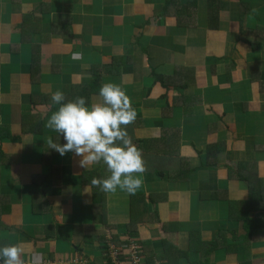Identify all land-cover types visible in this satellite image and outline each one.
<instances>
[{"label": "crops", "instance_id": "0c3cea01", "mask_svg": "<svg viewBox=\"0 0 264 264\" xmlns=\"http://www.w3.org/2000/svg\"><path fill=\"white\" fill-rule=\"evenodd\" d=\"M109 82L137 112L135 194L94 188L103 162L46 143H65L45 126L53 93L91 104ZM0 141V246L26 260L107 264L113 236L142 264L164 241L191 263L264 264V0H0ZM139 195L161 202L129 230Z\"/></svg>", "mask_w": 264, "mask_h": 264}, {"label": "clouds", "instance_id": "9594fccd", "mask_svg": "<svg viewBox=\"0 0 264 264\" xmlns=\"http://www.w3.org/2000/svg\"><path fill=\"white\" fill-rule=\"evenodd\" d=\"M99 99L89 104L84 97L67 100L57 90L51 96L59 107L46 121V127L63 136L65 143H46L61 156L68 152L81 157L83 168L103 162L109 173L104 178H93L91 185L103 192L117 189L129 194L142 187L141 174L146 170L142 151L132 143L127 127L136 120L137 112L131 98L116 83H103ZM23 249L17 244L0 246L2 264H35L34 258H22Z\"/></svg>", "mask_w": 264, "mask_h": 264}, {"label": "trees", "instance_id": "16d2710c", "mask_svg": "<svg viewBox=\"0 0 264 264\" xmlns=\"http://www.w3.org/2000/svg\"><path fill=\"white\" fill-rule=\"evenodd\" d=\"M99 79L100 78H98V80ZM95 86H97V83L94 82L92 84V88H94ZM81 97H84L86 99V101L88 102L89 101V97H90V93H88V91H86V93H83L81 95ZM41 104L42 103L35 102L34 98L32 99V105L34 107L39 106ZM43 125H44L43 122L38 124V126L40 127V129L38 130V133L42 132V126ZM131 201H132L131 202V216H132V221L133 222L130 225L129 230H131V228H134V226H138V221L139 220L142 221L145 218L149 217V208H147V205L149 206L148 202H151V203H160L161 202L160 199H157V198H154V197H147L145 195L132 196ZM139 207H143V210H138ZM231 210L235 211L234 203H231ZM232 218H235L234 213L232 214ZM238 219L241 220V221H244V230H245L247 235L250 234L251 230H252V226H253V220L249 219L248 216L244 212L239 214ZM138 231H139V229L137 230V232ZM136 234L134 235V237L136 236ZM169 244H170V246H169ZM124 245L130 247V246H132V243L130 244L129 241H126V244H123V246ZM117 246L122 250V248H123L122 244L117 245ZM163 249L165 251L163 250V255L160 256L159 259H158L161 264H185V262H186V264H192L191 263V259H190L191 256L189 255L190 250L184 252L182 249H180V251H179V250L176 249L175 245H173L171 243H168L167 241H164V248ZM108 250H109V247H108ZM124 250H122V252H125V253H123V255L125 257H123L121 259L124 260V259L127 258L128 262L126 264H132L131 260H130V255L128 254V251H129V253H132V250H130L129 248L128 249H124ZM137 250L140 253L139 254L140 257L141 258L144 257V254H146V252L142 253L139 250V248ZM150 252H148L147 255ZM151 254H154V253H151ZM147 263L148 264H156V259L149 260V261H147ZM198 264H205L204 259L202 260L201 263H198Z\"/></svg>", "mask_w": 264, "mask_h": 264}, {"label": "built area", "instance_id": "2783aa9c", "mask_svg": "<svg viewBox=\"0 0 264 264\" xmlns=\"http://www.w3.org/2000/svg\"><path fill=\"white\" fill-rule=\"evenodd\" d=\"M116 246H114V245L110 246V243H108L109 251L107 253V256L110 258V260H111L110 263L111 264H116L113 261V258L115 257V255H116L117 259H120V260H122L121 258L125 257L123 255V253H125V252H122V250L118 246L117 247ZM124 248H129L131 250V247H128V246H126ZM115 253H117V254H115ZM139 254L140 253H139V251L137 249L135 251L132 250V253H130V260H131L132 264H140V263L142 264V258L140 257ZM138 261H140V263H138ZM127 262H128V259L126 258V259H124V261H121L119 264H126Z\"/></svg>", "mask_w": 264, "mask_h": 264}, {"label": "rangeland", "instance_id": "374dc122", "mask_svg": "<svg viewBox=\"0 0 264 264\" xmlns=\"http://www.w3.org/2000/svg\"><path fill=\"white\" fill-rule=\"evenodd\" d=\"M54 204H56V200H55V203ZM240 207H241V209H244V203H241L240 204ZM111 234H114V233H111ZM128 235H130L129 233H128ZM108 243H110V246H116V244H115V241H114V239H113V236H110L109 238H108V242L106 243V245L108 244ZM99 246V248H101V246L100 245H98ZM117 247V246H116ZM131 247V250H133V251H135L136 249H138V246L136 245V242H133V244H132V246H130ZM115 254H117V253H115ZM114 254V255H115ZM23 256V255H22ZM23 258V257H22ZM61 261V260H60ZM60 261H56V264H88L87 263V261H80V260H76V259H70V260H65L63 263H61ZM110 258L107 256V254H106V263L108 264V262L110 263ZM113 261L116 263V264H119L121 261H124V260H120V259H117V257H116V255H115V257L113 258ZM138 263H140V261H138ZM48 264H51V263H48ZM141 264V263H140ZM192 264H198V263H196V262H192Z\"/></svg>", "mask_w": 264, "mask_h": 264}]
</instances>
